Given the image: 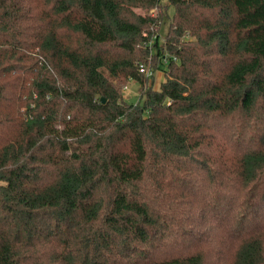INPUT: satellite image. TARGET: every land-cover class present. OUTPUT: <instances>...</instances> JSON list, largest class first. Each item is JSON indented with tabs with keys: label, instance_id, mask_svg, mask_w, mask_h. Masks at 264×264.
<instances>
[{
	"label": "trees",
	"instance_id": "obj_1",
	"mask_svg": "<svg viewBox=\"0 0 264 264\" xmlns=\"http://www.w3.org/2000/svg\"><path fill=\"white\" fill-rule=\"evenodd\" d=\"M170 5L0 0V264H264V0Z\"/></svg>",
	"mask_w": 264,
	"mask_h": 264
},
{
	"label": "rangeland",
	"instance_id": "obj_2",
	"mask_svg": "<svg viewBox=\"0 0 264 264\" xmlns=\"http://www.w3.org/2000/svg\"><path fill=\"white\" fill-rule=\"evenodd\" d=\"M162 5H163V10L166 13V18L164 19V22L161 26V33H160V40L159 43H164L166 33L168 32L169 24L171 22V19L175 13L174 7L170 5L171 1L170 0H161ZM153 81L155 82L154 86L156 88H159L160 84L165 81V76L164 73L161 72L160 70H155L154 71V77L152 78ZM139 88H140V83L137 81H132L127 84V87L123 89L122 91V96L123 100L127 104H136L139 101Z\"/></svg>",
	"mask_w": 264,
	"mask_h": 264
},
{
	"label": "built area",
	"instance_id": "obj_3",
	"mask_svg": "<svg viewBox=\"0 0 264 264\" xmlns=\"http://www.w3.org/2000/svg\"><path fill=\"white\" fill-rule=\"evenodd\" d=\"M141 72L144 73L146 75V77H150L153 75V70L151 68L147 69V68L143 67L141 69Z\"/></svg>",
	"mask_w": 264,
	"mask_h": 264
},
{
	"label": "water",
	"instance_id": "obj_4",
	"mask_svg": "<svg viewBox=\"0 0 264 264\" xmlns=\"http://www.w3.org/2000/svg\"><path fill=\"white\" fill-rule=\"evenodd\" d=\"M171 1V0H170ZM106 100L105 99H102V102H105Z\"/></svg>",
	"mask_w": 264,
	"mask_h": 264
}]
</instances>
